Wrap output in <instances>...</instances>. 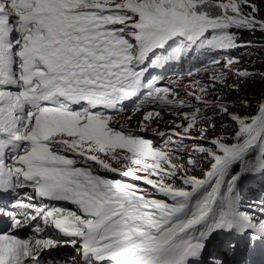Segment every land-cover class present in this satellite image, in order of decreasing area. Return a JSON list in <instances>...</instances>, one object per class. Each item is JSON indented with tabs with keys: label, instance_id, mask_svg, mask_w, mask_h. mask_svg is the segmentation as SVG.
<instances>
[{
	"label": "snow or ice",
	"instance_id": "obj_1",
	"mask_svg": "<svg viewBox=\"0 0 264 264\" xmlns=\"http://www.w3.org/2000/svg\"><path fill=\"white\" fill-rule=\"evenodd\" d=\"M259 11L252 0H0V192L32 189L12 211L0 208L11 217L0 264H41L65 244L82 264H249L226 256L242 254L241 240L248 251L264 245V201L258 213L241 211L239 194L246 176L264 173V97L253 115L231 111L223 89L241 84H227L229 75L253 74L215 52L250 46L236 43L234 29L264 31ZM189 57L181 79L219 69L207 81L221 89L215 99L204 81L191 80L180 97L147 75ZM133 101L139 132L164 109L176 117L159 145L116 127L113 113ZM217 120L231 132L208 136ZM197 128L201 142L178 162ZM201 158L207 167L190 175ZM25 227L30 238L12 234ZM216 233L232 238L205 256Z\"/></svg>",
	"mask_w": 264,
	"mask_h": 264
},
{
	"label": "rangeland",
	"instance_id": "obj_2",
	"mask_svg": "<svg viewBox=\"0 0 264 264\" xmlns=\"http://www.w3.org/2000/svg\"><path fill=\"white\" fill-rule=\"evenodd\" d=\"M252 3H255L258 6V8L261 9L262 12H264V0H252ZM248 10H250V9H246V11H248ZM210 11H215V9H210ZM259 13H260V11L257 13V19H260L258 17ZM15 35L16 34L14 33L13 36L15 37ZM262 48L263 47H259V46H255L253 48H246V51H248L254 55H258L257 57H252V61H250V58L245 57V56L240 57V58H236V60L239 61L237 67H239L241 69H247L253 75L249 76L246 80H238L237 77L229 75V78L227 79L226 83L232 84L233 82H237V83H240L241 86L244 85L245 83L253 84L252 83L253 79H256L259 76L258 75L259 73L264 72V68L257 66L258 63H264V54L262 53ZM225 51L226 50L215 52V58L220 59L221 63H223L225 57H229ZM189 60H191V57H189L188 60H184L182 63L177 62V61H171L166 66H164L163 68H156V69L150 71L147 75L149 78H151L155 74H157V76H159V77H162V79L159 80L157 86L159 85L158 87H171V88L178 91V94L180 97H184L185 92L190 90V89H187L185 86L190 84L191 80L195 79V80L204 81L205 84H202L201 86H207L209 88V91H210V95H208L207 99H209V100L215 99L216 94L218 92H220L221 89L219 88V86L213 88L211 86V84L207 83V81L209 80V77L213 76L214 73L217 72L219 69L212 67V66H209V69L207 71L202 70L199 74H197L193 77H187L185 75L181 79L179 76V73L181 71H184V72L187 71ZM205 63H207L206 60H205ZM174 81H178V82L172 83ZM240 88H239V90H240ZM11 90L16 91L17 89L13 88ZM239 90L238 91H229L227 88H225V89H223V94L225 95L226 99L229 101L238 100L240 102L239 103L240 106L243 105V103H245V101H246L248 103V105L251 106L252 109L256 112V105L260 101V99L264 96L263 95L260 96V98L255 100V101H252L249 99L244 100L243 98L238 96V94L241 93ZM133 103H134V101L133 102H125L124 103V110L122 112L113 113V115L115 117L116 127H120V125H124L126 128L136 130L138 132V134L142 135L144 138L150 139L155 144L159 145L161 143V138L159 135H157V133H159V132H164V133L170 132L174 126L171 125L169 122L176 119V117L173 114H170L168 109H164L161 112L162 118L154 119L151 122V126L147 129V131L139 132V121L142 118L143 111L133 115V111H132L133 110ZM147 110H151V109H144V111H147ZM156 110H160V109H156ZM231 111L236 112V111H234V108H232ZM208 115H212V113L209 112ZM128 116H132V119L128 120L127 119ZM227 123H231V122L227 121ZM216 126H217V124H216ZM200 127H205V125H200ZM175 130L177 132L180 131V129H175ZM191 136L194 139H185L183 141V144L186 145L187 147L181 148L180 151L177 153V155L183 154L182 156L184 157L185 164L187 163V159H188L187 149H190L194 144L201 142L200 133H199L198 128L193 129L191 131ZM164 139H167V137H164ZM179 161L180 160H178V162ZM206 167H207V162L204 160H201V162H199L197 164L196 168L199 171V175H200L201 169H204ZM107 175L111 178L123 179L129 183H140L138 181L131 180V178L120 177V176H118L116 174H112V173H107ZM190 175H192V174H190ZM259 176L262 177L261 174H259ZM261 180H263V179H261ZM246 183L249 184L248 185L249 190L247 189V194L251 193V195L248 197L246 196L245 199L240 195V210L251 212V211H253V209H255V212L258 213L259 212L258 205L260 204L261 200L264 198V182L259 181V180L255 179L249 175L246 178ZM255 203H258V205ZM218 236H219V234H216L210 238V242H208V244H209V247H211V250L215 249V250L219 251L222 242L226 239L232 238L229 234L225 233V235L222 237L221 241L219 242L217 240ZM64 239H66V238H64ZM215 242H219L218 245L215 246ZM62 247L64 250H66L69 253V256H71V258L73 257L72 258L73 261L71 262V264H82L83 258L81 256V254L76 250V248L72 247L70 244L62 245ZM66 247H68L70 249L67 250V249H65ZM77 247H78V245H77ZM238 249L242 250V256L243 257L245 256V257L250 258L251 260L257 261V262L258 261H261V262L264 261V248L263 249L257 248V250H254V253H249L248 250L244 249V241L242 240L241 243L238 245ZM238 255H241V254H238ZM228 256L232 257L230 255H228ZM228 256H226V259L228 258Z\"/></svg>",
	"mask_w": 264,
	"mask_h": 264
},
{
	"label": "trees",
	"instance_id": "obj_3",
	"mask_svg": "<svg viewBox=\"0 0 264 264\" xmlns=\"http://www.w3.org/2000/svg\"><path fill=\"white\" fill-rule=\"evenodd\" d=\"M258 17L260 19H264V12H262V10L260 9V13L258 14ZM236 36H237V44H249L250 46L248 47H236L233 48L231 50H226L225 52L227 53V55L229 57L232 58H240V57H248L250 58V61H252V57H257L258 55H254L248 51H246V48H253L255 46H259V47H263L262 48V53L264 54V31H261L259 29L255 30V31H248V30H235ZM254 61V60H253ZM258 67L264 68V63H258L257 64ZM259 76L256 79H253V84H249V83H245L244 85L241 86L240 88V92L238 94V96H240L241 98L245 99H249L252 101H255L257 99L260 98V96H264V72L259 73ZM154 76H157V74H155ZM236 103V107H234V111H236L237 113H240L241 115H253L255 114V111L252 109L251 106L248 107H243L239 105V101L235 100L234 101ZM244 104V103H243ZM248 104V103H247ZM217 124L216 129L213 130L210 126L208 127V136H212V135H217V134H229L231 132L232 129V124L231 123H227V121H216L215 122ZM222 125H227V128L225 129V127H223ZM203 160V159H201ZM182 163H185L184 157L182 156V159L179 161ZM189 174L192 175H197L199 176V171L197 168H195L194 170L190 171ZM259 174L262 175L259 176ZM251 177L264 182V173H256L253 175H250ZM246 178L247 176L244 178L243 181H241L240 185H239V194L245 199V197L250 196L251 193L247 194V189L248 185L246 183ZM263 179V180H261ZM264 201V198L261 200ZM258 205V203H255ZM219 234L218 236V241L220 242L222 237L225 235V233H216ZM214 234V235H216ZM219 242H215L216 245H218ZM249 253H254V250L252 251H248Z\"/></svg>",
	"mask_w": 264,
	"mask_h": 264
},
{
	"label": "bare ground",
	"instance_id": "obj_4",
	"mask_svg": "<svg viewBox=\"0 0 264 264\" xmlns=\"http://www.w3.org/2000/svg\"><path fill=\"white\" fill-rule=\"evenodd\" d=\"M158 86H159V85H158ZM48 235H50V236H52V237H54V238H57V239H62V238H63V237L59 236V234H58L56 231H54L53 229H51V230L49 231V234H48ZM63 239H64V238H63ZM241 241H242V240H241ZM241 241H240V243H241ZM208 242H210V239H209ZM215 246H216V243H215ZM257 248H259V249H263V248H264V245H258V246L256 247L255 250H257ZM61 249H63V247H62ZM65 249L69 250L70 248L66 247ZM210 251H212V250H211V247H209V244H208V246H207V251L205 252V256H207V253L210 252ZM227 259L230 260V261H232V260H240V259H244V260L249 261V264H260L259 262H257V261H253V260H251L250 258H247V257H245V256L243 257L242 254H241V255H237L236 257H229V256H228Z\"/></svg>",
	"mask_w": 264,
	"mask_h": 264
}]
</instances>
